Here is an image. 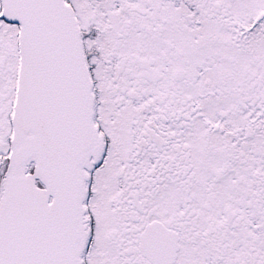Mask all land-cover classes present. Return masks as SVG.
<instances>
[{
	"label": "snow or ice",
	"instance_id": "6c2138e0",
	"mask_svg": "<svg viewBox=\"0 0 264 264\" xmlns=\"http://www.w3.org/2000/svg\"><path fill=\"white\" fill-rule=\"evenodd\" d=\"M0 264H264V0H0Z\"/></svg>",
	"mask_w": 264,
	"mask_h": 264
}]
</instances>
